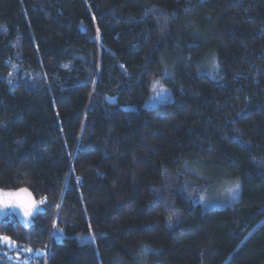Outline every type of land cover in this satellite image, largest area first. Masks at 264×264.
<instances>
[{
  "label": "trees",
  "instance_id": "obj_1",
  "mask_svg": "<svg viewBox=\"0 0 264 264\" xmlns=\"http://www.w3.org/2000/svg\"><path fill=\"white\" fill-rule=\"evenodd\" d=\"M159 79L173 100L146 108ZM202 167L234 205L202 210ZM20 188L44 213L0 237L48 247L29 264H264V0H0V190Z\"/></svg>",
  "mask_w": 264,
  "mask_h": 264
},
{
  "label": "rangeland",
  "instance_id": "obj_2",
  "mask_svg": "<svg viewBox=\"0 0 264 264\" xmlns=\"http://www.w3.org/2000/svg\"><path fill=\"white\" fill-rule=\"evenodd\" d=\"M163 75L167 77L168 71H164ZM21 77L18 68L12 69L7 77L8 81L16 82ZM173 100V95L165 85L162 79L155 80L151 85L150 97L145 103L146 108H156L160 105L169 103ZM200 170L206 174L209 181L206 187L200 190L199 204L203 211L225 208L234 205L240 198V184L232 181L229 176L224 175L223 170L210 167H202ZM239 185L238 193L230 192L229 189L235 185ZM48 247L44 251L32 252L30 249L20 247L16 243L7 239L0 240V255L4 256L13 264H29L34 257L47 255ZM146 258L132 262H123L122 264H161L159 262H147Z\"/></svg>",
  "mask_w": 264,
  "mask_h": 264
},
{
  "label": "water",
  "instance_id": "obj_3",
  "mask_svg": "<svg viewBox=\"0 0 264 264\" xmlns=\"http://www.w3.org/2000/svg\"><path fill=\"white\" fill-rule=\"evenodd\" d=\"M0 193H14L15 196L6 197V204H0V226L10 216L27 231L35 226V218L44 213L43 207L36 200L28 188H20L14 191L0 190Z\"/></svg>",
  "mask_w": 264,
  "mask_h": 264
},
{
  "label": "snow or ice",
  "instance_id": "obj_4",
  "mask_svg": "<svg viewBox=\"0 0 264 264\" xmlns=\"http://www.w3.org/2000/svg\"><path fill=\"white\" fill-rule=\"evenodd\" d=\"M239 185H235L234 187L230 188L229 191L233 193H238ZM14 193H0V204H6V197L11 198L15 196ZM8 238L6 237H0V240L7 241Z\"/></svg>",
  "mask_w": 264,
  "mask_h": 264
}]
</instances>
